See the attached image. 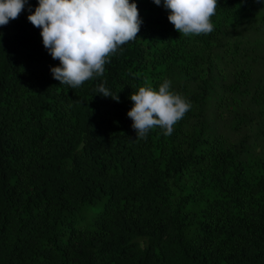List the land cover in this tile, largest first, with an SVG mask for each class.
Wrapping results in <instances>:
<instances>
[{
	"label": "trees",
	"instance_id": "1",
	"mask_svg": "<svg viewBox=\"0 0 264 264\" xmlns=\"http://www.w3.org/2000/svg\"><path fill=\"white\" fill-rule=\"evenodd\" d=\"M132 2L138 37L77 89L27 19L38 0L0 27V264H264V2L218 0L188 37ZM165 79L191 109L137 140L130 96Z\"/></svg>",
	"mask_w": 264,
	"mask_h": 264
},
{
	"label": "clouds",
	"instance_id": "2",
	"mask_svg": "<svg viewBox=\"0 0 264 264\" xmlns=\"http://www.w3.org/2000/svg\"><path fill=\"white\" fill-rule=\"evenodd\" d=\"M168 11V21L180 36L207 35L214 31L211 18L216 14L218 0H152ZM256 3L264 0H255ZM29 5V0H0V27L15 20ZM28 21L41 29L43 46L59 66L51 67L55 80L71 89L82 87L89 80L103 77L105 65L122 47L135 41L143 21L132 0H38V6ZM96 92L119 101L105 87ZM132 108L127 116L132 120L136 139H144L159 128L169 137L174 126L191 109V103L171 90L167 79L158 90L141 86L130 96Z\"/></svg>",
	"mask_w": 264,
	"mask_h": 264
}]
</instances>
